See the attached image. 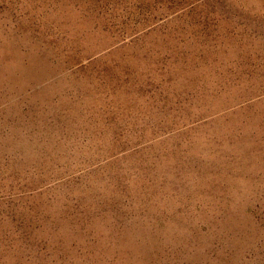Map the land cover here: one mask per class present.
Masks as SVG:
<instances>
[{"label": "rangeland", "instance_id": "rangeland-1", "mask_svg": "<svg viewBox=\"0 0 264 264\" xmlns=\"http://www.w3.org/2000/svg\"><path fill=\"white\" fill-rule=\"evenodd\" d=\"M0 264H264V0H0Z\"/></svg>", "mask_w": 264, "mask_h": 264}]
</instances>
